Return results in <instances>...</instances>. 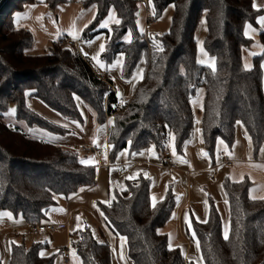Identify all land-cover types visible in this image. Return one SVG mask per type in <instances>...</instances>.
I'll return each instance as SVG.
<instances>
[{"label": "trees", "instance_id": "16d2710c", "mask_svg": "<svg viewBox=\"0 0 264 264\" xmlns=\"http://www.w3.org/2000/svg\"><path fill=\"white\" fill-rule=\"evenodd\" d=\"M68 1L41 2L53 9ZM39 2L8 0L0 9V210L21 217L27 225L44 223L47 211L56 205V195L68 197L97 180V165L79 149L28 133L33 126L68 133L32 110L27 105L29 97L68 120H82L75 96L91 108L98 124L110 115L107 143L111 162L127 147L130 154L151 146L161 154L170 138L175 150L182 153L193 134L190 100L197 86L205 90L200 126L210 156L218 138L229 147L233 144L237 122L244 126L254 152L264 143V52L253 58L250 69L244 68L241 57L242 48L252 44L243 33L244 25L256 26L261 12L252 0H82L84 9H96L82 38L104 36L100 60L106 66L121 54V76L127 80L138 62L145 60L142 79L125 103H119L106 74L97 72L71 47L52 43L48 52L29 53L33 33L16 27L13 18ZM142 3L149 5L155 20L172 4L167 32L151 38L138 30L136 18ZM111 11L120 23L101 27ZM202 14L207 26L204 47L215 58V71L197 62L195 29ZM127 32L131 37L125 41ZM260 39L264 44L263 31ZM10 110L22 124L4 119ZM150 183L149 177L140 175L126 180L122 190L111 189L108 200L97 202L103 221L113 234L125 239L132 264H194L179 248L169 246L167 234L160 231L176 205L172 185L153 206ZM250 185L247 177L222 180L229 209L228 239L211 198L206 219H190L204 264H264V199H251ZM70 237L80 264H112L110 245L97 240L89 226ZM47 247L46 241L11 242L7 264H54L63 248L45 255Z\"/></svg>", "mask_w": 264, "mask_h": 264}, {"label": "crops", "instance_id": "0c3cea01", "mask_svg": "<svg viewBox=\"0 0 264 264\" xmlns=\"http://www.w3.org/2000/svg\"><path fill=\"white\" fill-rule=\"evenodd\" d=\"M39 1V3L26 6L22 12L14 15L13 22L16 27L29 29L31 32L43 28V15L46 14V8L49 7L42 3V0ZM252 4L253 7L255 5V9H259L261 12L256 18V26L251 23H246L243 28V33L246 37L258 42L257 45L253 46L258 53L252 54L246 51V55L244 56V47L242 48L241 57L245 69H250L253 66V58L264 52V44L260 39L261 31H259V28H256L260 27L264 32V25H261L258 22L260 17H264V0H252ZM60 6L64 7L60 9L58 6L55 7V9L59 10L61 16L60 21L63 27L61 35L71 39L73 35L74 37H77L76 39H79L84 26L95 15V7H89L83 10L89 11H87L88 13H86L84 19L77 23L75 30L72 31L69 30L68 25V19L72 15V8L65 4ZM49 12L51 11L49 10ZM47 29L50 30V32L55 31L53 27ZM44 37L45 35L40 34L38 36L39 41L37 43L33 42V47H31V50L29 51L30 54H42L40 51L45 46L46 42ZM103 42V35H97L86 39L84 42L79 43L77 53L85 59L90 60L101 73H105L107 78L112 81V75L108 73L109 66H106L99 57L101 51L100 46L103 45ZM262 70L264 88V61L262 62ZM112 87L115 89L113 83ZM27 105L48 121L64 127L68 131L70 128H75L81 133V136H75L70 133L61 135L33 126L28 129V133L31 136L59 145L73 146L77 150L80 145H89L97 148V155H87L88 161L97 165V180L93 186L80 188L76 193H73L68 197L63 196L62 199H55L56 205L47 211L45 222L62 224L64 226L51 232H30L28 230V225L23 222L21 217L13 215L10 211L0 210V264H7L10 243L25 242L26 235L31 236L30 244L35 241H46L48 243V247L43 250V254L45 255L57 252L60 248H63L62 251L66 250L68 252L69 258L67 261H64L60 254H58L54 260V264H80L77 254L73 252L70 253L67 248L68 243L64 244L62 241L67 235H71L83 226H89L93 232L91 225L92 222L96 221L99 222L100 225L102 224L101 215L97 209L98 201L108 200L109 191L111 189H124L126 180L136 179L140 175L151 177L154 168L159 169V175L156 178L157 186L161 185L162 179L171 178L174 175L162 173V160L160 153L158 154V160L154 157L147 156L146 160L142 157L143 155L139 154L134 157L133 162H129L124 166L112 163L108 156V127L106 126V132L100 131L99 128L96 129L99 124L97 123L95 114L90 107L86 116L80 112L82 120L78 122L76 120H68L62 117L59 113H56L34 97H29L27 99ZM84 123L87 127H93L95 129L94 134L87 135L84 130H81V126ZM200 128V125H195V129L193 128V134L183 149V151L185 149L188 150L189 154H191V156L187 158V161L190 163L192 158L194 161L199 159L200 164H203V166H200L197 171L211 172L215 177L219 176L221 181L225 177H228L232 181H241L247 177L251 182L248 196L251 199H264V143L257 152H254L251 140L244 126L240 124V122H237L235 139L230 147L227 146L221 138L217 139L215 150L218 151L219 155L216 160L213 155L210 156L204 149ZM221 153H225L231 158V166H226L222 163ZM181 154H183V152ZM120 169H124V172L121 173ZM129 177L133 178L130 179ZM206 217L203 219L197 218V220L204 221ZM100 233L104 235V241L110 245L112 264H132L127 256L126 243L121 236L115 235L111 231L106 232L100 230Z\"/></svg>", "mask_w": 264, "mask_h": 264}, {"label": "rangeland", "instance_id": "374dc122", "mask_svg": "<svg viewBox=\"0 0 264 264\" xmlns=\"http://www.w3.org/2000/svg\"><path fill=\"white\" fill-rule=\"evenodd\" d=\"M64 4L72 8V15L68 19V25H69V30L74 31L77 23H79V21L84 19L86 13H88L87 11L89 10L83 11L84 8L81 5V0H69V2ZM59 7L60 9H62L64 6H59ZM46 9H47L45 11L46 14L43 15V19H42L44 21L43 28L32 32L34 36V42L36 43L39 41L38 36L40 34L45 35L44 37L46 41L45 46L40 51L42 53L48 52V48L52 45V43H54V41L57 40L59 37H62L61 30H63L60 21L61 16L59 14V10H56L55 8L54 10L50 8H46ZM49 10L51 12H49ZM172 13H173V6L172 4H170L163 10L161 15L158 18H156L155 23L151 25H147L145 21L147 14L154 17V13L148 4L146 7V4L142 3L140 4L137 13V18H136L137 28L139 31L145 33L147 36L151 38L154 37L155 35L163 34L164 32H167L169 29ZM47 17L49 22L47 21ZM92 19L93 18H91L90 21L86 23L83 30L91 22ZM115 21H116V16L114 12L111 11L108 17L104 20L103 24L107 23V25L109 26L110 23ZM51 27L54 28L55 30L54 32H50V30L47 29ZM256 28H259V31H262V28L260 27H256ZM206 29L207 26H206L205 15L202 14L198 20L195 29L197 62L209 66L213 62L215 64V58L212 55H210L204 47V37L206 35ZM130 37H131L130 33L127 32L124 36V40L128 41L130 40ZM76 38L77 37H74L72 35V40H74L76 44L74 47L71 48L75 52H77L78 50L79 43L84 42L86 40L82 38V34L81 37H79V39ZM252 41L253 42L250 47L244 48L243 51L244 56L246 55V51L252 54L258 53L253 48V46L257 45L258 42H255L254 40ZM104 44H105V38L103 45ZM30 50L31 48L29 49V51ZM99 57H100V53H99ZM90 63L92 67L101 74L99 69L91 61ZM121 64H122V55L118 54L114 62L109 66L108 73L112 75L113 78L112 83L113 86L115 87V91L117 92L118 99L120 100L122 98L123 102L125 103L131 98L134 85L142 79L145 60L144 58H142L138 62L132 76L127 80L123 79L121 76ZM204 93H205L204 88L202 86H197L194 95L191 97V107L194 114V129L196 124L200 125ZM75 100L79 111L84 116H86L88 109L90 108L78 96H75ZM4 119L6 121L13 122L15 124L21 123L14 118L13 110L8 111L5 114ZM108 125H109V121L99 124V126H97L96 129L99 128L100 131L106 132V126L108 127ZM81 130H84L87 135L94 134L95 132V129L93 127L92 128L87 127L85 123L81 126ZM200 132H201V128H200ZM68 133L73 134L75 136H81V133L75 128H70ZM61 146L74 148L73 146H65V145H61ZM166 149H168L171 152L175 160L174 162L177 167L176 174H174V176H172L171 178L162 179V183L160 186L156 185V178L159 175V169L154 168L151 177H149L151 180L150 195H151L152 204H153V198H155V203H156L164 196L165 191L167 190L169 184L172 185V190L176 199V205L175 208L173 209L172 215L170 219L166 222L165 226L160 229V231L167 234L169 240V246L179 248L187 261H191L194 264H204L199 251L198 244L193 237V232L190 225V219L192 217L196 219L205 218L209 208V198H211L214 201L215 206L221 215L223 236L225 234V230H227V233L229 234V209L222 189V181L219 176L215 177V175L212 174L211 172L197 171V169L200 166H203V164H200V160L198 159L194 161L193 158L192 159L190 158L191 160L189 163V161H187V158L191 156V154H189L188 150L186 149L183 151V154L177 152L174 148L172 138L168 140L166 144ZM78 151L82 155L81 151L80 150ZM174 152L175 155L173 154ZM139 154L143 155L142 157L145 158L146 160H147L146 156L154 157L156 160H158L159 152L154 147L151 146L150 148L140 153L130 154L129 149L127 147L118 153L115 161L112 163H115L117 165L120 164L121 166H124L129 162L130 163L133 162L134 157H136ZM218 155H219L218 151L214 150L213 156L215 157L216 160ZM188 185H191V188H189ZM62 198L63 195L60 194L55 196V199H62ZM101 221H102L101 225L99 224V222L96 221L92 222L91 225L97 240L104 241L105 240L104 235L100 233V230L102 231L104 230L106 232H109L110 230L103 221L102 216H101ZM70 240H71L70 235H67V237L64 238L62 242L64 244L68 243L67 248L70 253L72 252L75 253V250L71 246ZM30 241H31V236L26 235L25 243L28 245L30 244Z\"/></svg>", "mask_w": 264, "mask_h": 264}, {"label": "built area", "instance_id": "2783aa9c", "mask_svg": "<svg viewBox=\"0 0 264 264\" xmlns=\"http://www.w3.org/2000/svg\"><path fill=\"white\" fill-rule=\"evenodd\" d=\"M143 2H145V0H142ZM145 21L147 23V25H151L153 23H155V18L153 16H150L149 14H147ZM54 44L56 45H63V46H67V47H74L76 42L74 40H72L69 37H59L57 40L54 41ZM112 91H115V89L112 87ZM123 101V99L121 98L119 100V103H121ZM110 115H106L105 117V122L108 121ZM11 125H8V128H10ZM79 150L81 151V153H83L84 155H97L98 154V150L95 147L89 146V145H80L79 146ZM221 159H222V163L225 164L226 166H231L232 164V160L231 158L225 154V153H221ZM161 166H162V173L163 174H176V164L174 162V158L171 154V152L168 149H164L161 153ZM120 172H124V169H120ZM188 187L190 188L191 185H188ZM64 225L62 224H52V223H36V224H31L28 225V230L30 232H51L54 231L56 229H60L62 228ZM61 257L64 261H67L69 258V254L66 250H63L61 252Z\"/></svg>", "mask_w": 264, "mask_h": 264}, {"label": "snow or ice", "instance_id": "6c2138e0", "mask_svg": "<svg viewBox=\"0 0 264 264\" xmlns=\"http://www.w3.org/2000/svg\"><path fill=\"white\" fill-rule=\"evenodd\" d=\"M254 7H255V5H254ZM261 25H264V17H260L259 18V21H258ZM115 23H117V24H119L120 23V21L117 19L116 21H115ZM101 27H108V25H107V23H105V24H102L101 25ZM100 50H101V52H103L104 51V45H101L100 46ZM162 50V49H161ZM211 68H212V70L213 71H215V64H214V62L212 63V64H210L209 65ZM14 111V110H13ZM239 123V122H238ZM171 135V134H170ZM174 155H175V152L173 153ZM130 179L131 178H133V177H129ZM155 205V198H153V206ZM206 222V221H205ZM224 238L225 239H228V233H227V230H225V234H224Z\"/></svg>", "mask_w": 264, "mask_h": 264}, {"label": "water", "instance_id": "95a60500", "mask_svg": "<svg viewBox=\"0 0 264 264\" xmlns=\"http://www.w3.org/2000/svg\"><path fill=\"white\" fill-rule=\"evenodd\" d=\"M8 0H0V9L6 4Z\"/></svg>", "mask_w": 264, "mask_h": 264}]
</instances>
